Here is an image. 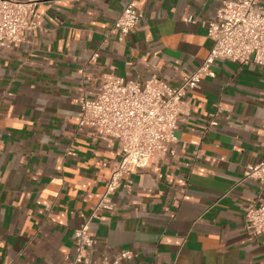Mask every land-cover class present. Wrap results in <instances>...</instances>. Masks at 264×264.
Segmentation results:
<instances>
[{"label":"crops","instance_id":"crops-1","mask_svg":"<svg viewBox=\"0 0 264 264\" xmlns=\"http://www.w3.org/2000/svg\"><path fill=\"white\" fill-rule=\"evenodd\" d=\"M129 1L38 0L36 27L0 42V264H66L90 218L92 264L122 250L134 256L119 264H264V234L243 224L264 196L245 176L264 160V66L254 62L216 60L186 93L177 140L93 216L122 147L79 127V98L109 74L179 85L211 50L221 6L137 0L140 21L125 35L112 25Z\"/></svg>","mask_w":264,"mask_h":264},{"label":"built area","instance_id":"built-area-1","mask_svg":"<svg viewBox=\"0 0 264 264\" xmlns=\"http://www.w3.org/2000/svg\"><path fill=\"white\" fill-rule=\"evenodd\" d=\"M37 2L0 0V42H20L36 27L32 15ZM139 21L137 0H130L115 19L112 30L126 35ZM208 36L213 41L208 55L177 86L156 76L139 81L109 74L98 93L79 98V127H87L92 136L115 139L122 147L121 162L108 180L93 216L99 209H114L113 195L126 176L134 169L150 166L177 140L178 119L185 109L186 93L198 87L203 75H213L212 64L216 60L264 66V4L261 0H221L216 18L208 23ZM245 176L259 180L264 186V160L249 164ZM91 219L75 229L76 252L67 257L66 264H92L90 253L96 239L90 231ZM243 224L252 237L264 234L263 195L245 206ZM133 256L131 250H122L113 259L104 257L97 264H119Z\"/></svg>","mask_w":264,"mask_h":264}]
</instances>
